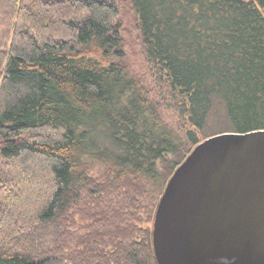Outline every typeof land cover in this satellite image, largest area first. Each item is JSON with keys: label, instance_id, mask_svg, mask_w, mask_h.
Segmentation results:
<instances>
[{"label": "trees", "instance_id": "trees-1", "mask_svg": "<svg viewBox=\"0 0 264 264\" xmlns=\"http://www.w3.org/2000/svg\"><path fill=\"white\" fill-rule=\"evenodd\" d=\"M262 130L264 0H0V264H157L168 157Z\"/></svg>", "mask_w": 264, "mask_h": 264}, {"label": "water", "instance_id": "water-1", "mask_svg": "<svg viewBox=\"0 0 264 264\" xmlns=\"http://www.w3.org/2000/svg\"><path fill=\"white\" fill-rule=\"evenodd\" d=\"M157 264H264V130L199 142L156 207Z\"/></svg>", "mask_w": 264, "mask_h": 264}, {"label": "rangeland", "instance_id": "rangeland-1", "mask_svg": "<svg viewBox=\"0 0 264 264\" xmlns=\"http://www.w3.org/2000/svg\"><path fill=\"white\" fill-rule=\"evenodd\" d=\"M134 68H141V63H140V61H138V60H136V61H134ZM141 71V70H140ZM165 120H166V122H168V124H170L171 125V127H173V128H175V129H177V123L175 122L174 124L173 123H171L170 121H169V119L166 117L165 118ZM184 151L183 152H181V153H179V154H176V155H171V156H169L168 158L169 159H171V160H177V162L180 164L182 161H183V157H184ZM162 168V171L164 172V171H166L165 170V167H161ZM169 176V175H168ZM167 176V177H168Z\"/></svg>", "mask_w": 264, "mask_h": 264}]
</instances>
